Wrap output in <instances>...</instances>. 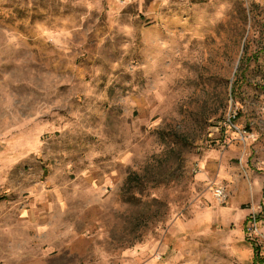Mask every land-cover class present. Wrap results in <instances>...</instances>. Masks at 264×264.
Segmentation results:
<instances>
[{"label": "rangeland", "instance_id": "374dc122", "mask_svg": "<svg viewBox=\"0 0 264 264\" xmlns=\"http://www.w3.org/2000/svg\"><path fill=\"white\" fill-rule=\"evenodd\" d=\"M0 264H264V0H0Z\"/></svg>", "mask_w": 264, "mask_h": 264}, {"label": "trees", "instance_id": "16d2710c", "mask_svg": "<svg viewBox=\"0 0 264 264\" xmlns=\"http://www.w3.org/2000/svg\"><path fill=\"white\" fill-rule=\"evenodd\" d=\"M142 178L139 176V175H137V174H135V175H130L129 177H128V182L129 183H131L132 181H135V180H141ZM258 250H259V247L257 246V248L255 247L254 248V253H255V255H256V257H255V259H254V262H256V259H257V256H258Z\"/></svg>", "mask_w": 264, "mask_h": 264}, {"label": "built area", "instance_id": "2783aa9c", "mask_svg": "<svg viewBox=\"0 0 264 264\" xmlns=\"http://www.w3.org/2000/svg\"><path fill=\"white\" fill-rule=\"evenodd\" d=\"M223 192H222V189L221 188H217L216 190H215V194L216 195H221ZM254 218H256V216H253ZM255 231H258V228H257V226L255 225V229H254Z\"/></svg>", "mask_w": 264, "mask_h": 264}]
</instances>
